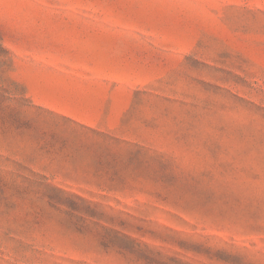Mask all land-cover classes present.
I'll use <instances>...</instances> for the list:
<instances>
[{"label":"rangeland","instance_id":"1","mask_svg":"<svg viewBox=\"0 0 264 264\" xmlns=\"http://www.w3.org/2000/svg\"><path fill=\"white\" fill-rule=\"evenodd\" d=\"M0 264H264V0H0Z\"/></svg>","mask_w":264,"mask_h":264},{"label":"crops","instance_id":"2","mask_svg":"<svg viewBox=\"0 0 264 264\" xmlns=\"http://www.w3.org/2000/svg\"><path fill=\"white\" fill-rule=\"evenodd\" d=\"M53 78L38 81L36 86L26 83L37 104L86 126L98 125L104 115L112 121L120 119L119 91L115 95L111 87L105 90L92 84L81 85L79 81L62 87Z\"/></svg>","mask_w":264,"mask_h":264},{"label":"trees","instance_id":"3","mask_svg":"<svg viewBox=\"0 0 264 264\" xmlns=\"http://www.w3.org/2000/svg\"><path fill=\"white\" fill-rule=\"evenodd\" d=\"M1 48H2V47H1ZM3 52H4V53H9V51H7V50H4V49H3Z\"/></svg>","mask_w":264,"mask_h":264}]
</instances>
